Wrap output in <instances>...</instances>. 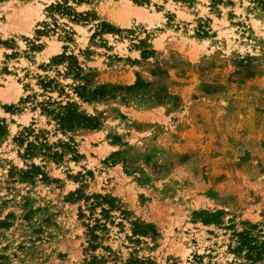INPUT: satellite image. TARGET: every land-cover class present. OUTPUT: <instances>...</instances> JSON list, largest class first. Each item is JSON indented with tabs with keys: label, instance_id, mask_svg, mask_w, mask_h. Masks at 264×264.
I'll use <instances>...</instances> for the list:
<instances>
[{
	"label": "rangeland",
	"instance_id": "374dc122",
	"mask_svg": "<svg viewBox=\"0 0 264 264\" xmlns=\"http://www.w3.org/2000/svg\"><path fill=\"white\" fill-rule=\"evenodd\" d=\"M0 124V264H239L232 233L264 224V0H0Z\"/></svg>",
	"mask_w": 264,
	"mask_h": 264
},
{
	"label": "trees",
	"instance_id": "16d2710c",
	"mask_svg": "<svg viewBox=\"0 0 264 264\" xmlns=\"http://www.w3.org/2000/svg\"><path fill=\"white\" fill-rule=\"evenodd\" d=\"M62 57L65 58V56ZM74 68L80 70L78 67ZM43 84L44 87H46L47 84ZM79 88L81 89V91L78 92L79 97L87 99V101L93 100L96 97L97 92L105 89L104 86H102L99 90L89 93V91L86 90V87ZM8 108L9 107H7V109ZM40 110L56 122L58 130L61 132H69L77 128L96 129L98 126V123L94 119L80 114L72 103H67L62 106L55 102H44L40 104ZM31 132L32 131L28 128H24V131L15 138L18 145L21 146L25 144L23 156L32 157L41 150L44 151L42 152L43 156L49 155L46 154L50 150L49 146L46 144V138H43L42 142L38 141L39 137H36L34 141L26 140L27 137L31 135ZM5 134V127L3 124H0V140ZM62 146L67 145L64 144ZM52 155V158L56 159V161H59L62 158L61 153L58 152H54ZM38 175H42V172L40 167L34 165L30 171L24 172L25 178L33 179ZM232 236L235 238V246L233 248L230 247L229 250L235 256L243 257V262H240L239 264H256L264 261V224H247L242 230L232 233ZM93 237H95L94 234ZM128 264H149V262L130 260ZM192 264H202V262L199 257H196Z\"/></svg>",
	"mask_w": 264,
	"mask_h": 264
}]
</instances>
